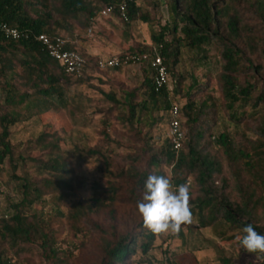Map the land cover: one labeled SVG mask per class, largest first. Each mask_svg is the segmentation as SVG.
I'll return each instance as SVG.
<instances>
[{
    "label": "trees",
    "instance_id": "16d2710c",
    "mask_svg": "<svg viewBox=\"0 0 264 264\" xmlns=\"http://www.w3.org/2000/svg\"><path fill=\"white\" fill-rule=\"evenodd\" d=\"M122 5L126 20L120 15ZM166 5L169 22L158 32L150 28L152 44L137 42L118 56L147 54L150 59L158 54L164 59L169 81V59L175 64L180 51L187 50L191 53L189 63L203 69L208 79L209 50L211 46L218 48L221 65L217 77L223 110L234 127L243 125L251 136L242 133L240 142L226 131L213 135L211 126L217 108L205 101L196 105L191 100V95L202 92L208 82H199L194 73L184 71L181 75L172 73L176 78L170 85L167 81L156 88L154 70L148 60H143L137 63L145 67L143 81L128 93L125 114H120L134 133L148 129L141 138L142 146L138 150L131 147L125 164L114 173L117 153L108 133L102 130L103 146L88 148L86 153L98 160L99 171L108 177L104 193L63 209L59 202L65 198L63 191L71 188L73 165L62 147L65 128H49L43 116L54 107L73 115L67 96L69 85L86 81L92 67L102 70L97 66L99 57L76 45L74 27L94 30L105 6L113 8L110 19L128 26L149 24L150 12L142 0H0V25L16 28L21 34L19 39H12L0 30V167L5 161L9 164L8 178L13 182L14 194L6 195L7 204L0 215V264H18L9 254L19 255L26 245L41 247L52 264H70L73 251L56 245L62 226L67 224L75 234L86 235L90 231L88 217L114 209L122 189L127 190L136 207L149 174L164 175L173 186L191 180L194 220L199 227H209L218 240L210 242L216 249L218 264H235L234 258L221 250L222 244L235 247L238 254L249 253L236 240L247 224L264 235V83L257 79L264 71V0H166ZM245 14L257 20V31L245 21ZM40 34L69 40L65 49L77 51L85 59L79 77L67 74L49 56L37 39ZM166 35L171 36L169 41ZM246 54L258 56V62L246 60ZM123 65L111 69L119 70ZM71 78L76 80L71 82ZM188 79L187 100L179 106L172 98L180 94L181 83ZM173 106L178 107L183 132L177 151L172 147L169 128L162 140L151 134L160 123L169 125ZM32 118H36L41 131L15 155L10 142L12 128ZM247 120L254 126L245 123ZM143 157L146 164L140 168ZM18 167L26 171L18 175ZM48 195L55 204L50 213L43 212L42 205ZM137 214L138 233L100 232L97 247L103 264H125L138 251L146 254L153 247L155 234L144 228ZM189 264H197L193 254Z\"/></svg>",
    "mask_w": 264,
    "mask_h": 264
},
{
    "label": "rangeland",
    "instance_id": "374dc122",
    "mask_svg": "<svg viewBox=\"0 0 264 264\" xmlns=\"http://www.w3.org/2000/svg\"><path fill=\"white\" fill-rule=\"evenodd\" d=\"M142 1L150 12L151 22L149 24L137 22L128 26L117 19L100 18L92 36H88L85 30L74 27V34L78 35V41H76L78 48L89 52L88 54L92 56L106 58L128 51L137 42L152 44L150 28L158 32L164 24L169 22L166 0ZM245 21L253 29L258 30L259 25L255 18L245 14ZM257 34L259 33L257 32ZM166 39L169 41L171 36L166 35ZM180 52L175 64H172V58L168 61L170 70L168 84H171L172 78H176L172 73L181 75L184 71L187 74L194 73L199 82L207 81V86L203 88L202 92L192 94L190 91L189 95L192 94L191 100L196 105L205 101L206 104L214 105L217 108V113L214 115L215 123L211 126L213 135L217 136L221 131H226L235 141L240 142L243 138L242 133L245 136H251V133L243 125L234 127L223 110V100L217 77L221 65L219 49L210 47L211 69L208 79L204 77L206 73L203 69L189 63L188 57L191 56L189 51L181 50ZM246 60L255 64L259 59L256 55L246 54ZM144 70L145 67L139 64H126L119 70L111 68L98 70L92 67L87 71L89 77L86 81L83 83L76 81L68 87L67 96L70 98L73 115L54 107L43 116L44 124L49 128H65V132L61 135L62 147L69 155L74 170L71 188L63 191L65 198L59 202L61 208L65 209L71 203L88 200L97 194L104 193L108 177L99 171L98 160L89 157L86 153L88 148L97 145L103 146L102 130L108 133L112 140V148L117 153L113 158L114 162L112 161L114 173L119 172L121 166L125 164L131 147L138 150L142 146L144 140L141 138L148 129H145L142 134L134 133L128 123L123 120L124 115L120 114H125L128 93L140 87L144 78ZM257 79L264 83V71L260 72ZM75 80V78H71V82ZM189 82L190 79L186 83H181L182 91L172 98L175 104L182 106L186 102ZM245 123L254 126L251 121L247 120ZM41 128L36 118L16 124L12 128L10 137L14 154L17 155L25 147L24 143L27 140L37 137ZM167 130L168 126L166 122H163L152 128L151 134L159 136L162 140L166 137ZM160 142L155 144L154 151L158 149ZM144 158L145 160L139 165L140 168L145 167L146 157ZM25 171L24 168L18 167L16 174L21 175ZM10 172L9 164L5 161L0 167V215L7 204L6 195L14 196L13 182L8 178ZM116 180L121 181L118 177ZM45 198V203L42 204L43 212L50 213L54 210L55 204L51 200L49 201V195ZM137 222H139L137 209L131 202L127 190L122 189L114 209L88 217L87 227L90 231L86 235L75 234L67 224H64L61 233L56 237V245L63 250L73 251L70 264H103L102 254L97 247L100 232H109L115 235L138 233ZM210 242L218 243L212 230L209 227H199L194 220L191 225H183L178 234L155 235L153 247L146 254L138 251L125 264H189L191 254L195 256L197 264H218L216 249ZM221 250L227 256H232L235 264H264V255L246 252L238 254L235 247L223 244ZM19 252V255H15L13 252L9 254L18 264H52L45 257L43 249L37 245H26Z\"/></svg>",
    "mask_w": 264,
    "mask_h": 264
},
{
    "label": "clouds",
    "instance_id": "9594fccd",
    "mask_svg": "<svg viewBox=\"0 0 264 264\" xmlns=\"http://www.w3.org/2000/svg\"><path fill=\"white\" fill-rule=\"evenodd\" d=\"M190 188V179L173 186L170 178L149 174L144 182L142 198L136 205L144 228L155 235L178 234L183 225H191L194 216ZM241 231L243 235L236 236L240 247L249 253L264 254V235H260L250 223Z\"/></svg>",
    "mask_w": 264,
    "mask_h": 264
},
{
    "label": "built area",
    "instance_id": "2783aa9c",
    "mask_svg": "<svg viewBox=\"0 0 264 264\" xmlns=\"http://www.w3.org/2000/svg\"><path fill=\"white\" fill-rule=\"evenodd\" d=\"M112 10V6L103 7L100 10L99 17H109L112 13ZM120 15L124 20H126L124 5L120 6ZM0 30L4 33L6 37H10L12 39H19L21 36V34L16 28L0 25ZM86 34L88 36H92L93 29L88 28ZM37 39L46 48V51L49 56L53 60L58 62V64L63 67L64 71L67 74L73 75L75 77H79L82 74L85 59L79 52L65 49V45L69 42L67 38L62 36L50 37L46 34H40L38 35ZM143 60H148L150 68L154 70V83L156 88L164 86L168 81V73L167 68L164 64V59L158 54H155L150 59L148 58L147 54H124L122 57H119L118 55H112L107 58H100L97 61V66L100 69H106L116 67L120 64H137ZM178 116V107L173 106L170 110L171 119L169 121L168 128L171 137L172 147L176 151L180 149L181 141L183 139V132L180 127V121Z\"/></svg>",
    "mask_w": 264,
    "mask_h": 264
},
{
    "label": "crops",
    "instance_id": "0c3cea01",
    "mask_svg": "<svg viewBox=\"0 0 264 264\" xmlns=\"http://www.w3.org/2000/svg\"><path fill=\"white\" fill-rule=\"evenodd\" d=\"M76 45H77V42H76ZM80 47L84 48L81 44H79ZM85 49V48H84ZM87 53V52H86ZM89 53V52H88ZM107 58V57H106Z\"/></svg>",
    "mask_w": 264,
    "mask_h": 264
}]
</instances>
